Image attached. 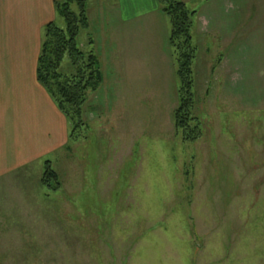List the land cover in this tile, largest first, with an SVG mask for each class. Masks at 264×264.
Masks as SVG:
<instances>
[{
	"label": "rangeland",
	"instance_id": "374dc122",
	"mask_svg": "<svg viewBox=\"0 0 264 264\" xmlns=\"http://www.w3.org/2000/svg\"><path fill=\"white\" fill-rule=\"evenodd\" d=\"M210 7L215 20L205 25L194 9L202 130L194 142L174 129L178 79L161 11L80 30L78 45L98 57L103 82L83 107L87 127L71 153L66 144L0 183V264H264V216L250 218V206L264 213L263 141L246 145L264 132V0ZM54 22L65 27L57 14ZM234 32L237 53L218 64L228 46L216 38ZM71 70L66 55L61 71ZM45 160L58 173L57 190L39 182ZM234 198L235 231L219 220Z\"/></svg>",
	"mask_w": 264,
	"mask_h": 264
},
{
	"label": "crops",
	"instance_id": "0c3cea01",
	"mask_svg": "<svg viewBox=\"0 0 264 264\" xmlns=\"http://www.w3.org/2000/svg\"><path fill=\"white\" fill-rule=\"evenodd\" d=\"M54 1L56 0H0V183L2 185L18 177L36 159H42L57 148L68 144V151L70 153L73 151L72 143L68 138L69 125L66 117L36 78L42 30L48 22L56 18ZM182 1L188 4L195 0ZM211 2L212 0H203L199 8L193 7L195 10L198 9L199 25L215 20L214 13L212 15L206 13L212 11ZM159 11L161 7L158 0H87L88 26L91 21H97L103 26L119 27L121 23L136 21L150 14L159 16ZM245 23L247 18L242 24ZM198 31L200 32V29ZM215 35H224V33L217 31ZM218 40L216 38L218 45L228 46L227 54L220 55L219 64L224 55H227L225 58L229 60L234 57L238 49L236 46L241 39L234 32L229 33L223 42ZM217 65L212 67L213 75ZM88 110L96 112L93 104ZM259 137L256 133L251 134L248 138L252 140L246 145L256 149L259 142L256 144L254 142L261 139L263 148L260 149V153H264V132ZM44 163L41 166L43 171ZM41 177L42 174L40 183ZM236 207L237 202L234 198L230 201L231 212L227 211L219 216V220L222 221L230 219L234 231L238 219ZM250 207L253 211L250 213L252 221L263 218L264 213L260 208V212H256L253 206ZM257 240L255 239L256 242L254 241L253 244L257 243Z\"/></svg>",
	"mask_w": 264,
	"mask_h": 264
},
{
	"label": "trees",
	"instance_id": "16d2710c",
	"mask_svg": "<svg viewBox=\"0 0 264 264\" xmlns=\"http://www.w3.org/2000/svg\"><path fill=\"white\" fill-rule=\"evenodd\" d=\"M158 1L161 11L169 19L168 45L178 79L177 105L173 110L174 129L184 141L194 142L202 135L201 124L194 115L193 63L197 47L192 28L196 11L188 8L182 0ZM54 9L64 19L65 27H58L54 21L43 27L36 78L68 120V138L71 141L77 139L78 132L87 127L83 107L89 94L103 82V72L98 57L92 52L82 51L77 42L80 30L88 27L87 0H56ZM66 55L72 67L67 73L61 71ZM41 184L53 190L60 188L58 173L49 160L44 163Z\"/></svg>",
	"mask_w": 264,
	"mask_h": 264
}]
</instances>
